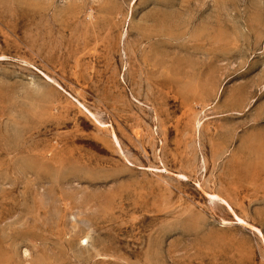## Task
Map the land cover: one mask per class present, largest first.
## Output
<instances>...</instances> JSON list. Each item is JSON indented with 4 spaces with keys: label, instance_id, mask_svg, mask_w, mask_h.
<instances>
[{
    "label": "rangeland",
    "instance_id": "rangeland-1",
    "mask_svg": "<svg viewBox=\"0 0 264 264\" xmlns=\"http://www.w3.org/2000/svg\"><path fill=\"white\" fill-rule=\"evenodd\" d=\"M0 264H264V0H0Z\"/></svg>",
    "mask_w": 264,
    "mask_h": 264
},
{
    "label": "bare ground",
    "instance_id": "bare-ground-1",
    "mask_svg": "<svg viewBox=\"0 0 264 264\" xmlns=\"http://www.w3.org/2000/svg\"><path fill=\"white\" fill-rule=\"evenodd\" d=\"M114 137V141L117 143V138L115 137V136H113ZM256 139H258V138H256ZM262 142V141H261ZM262 149V148H261ZM215 196H213V198H214ZM237 221L241 224V223H244L241 219H239V218H237ZM86 244V243H85ZM8 261V260H7Z\"/></svg>",
    "mask_w": 264,
    "mask_h": 264
}]
</instances>
